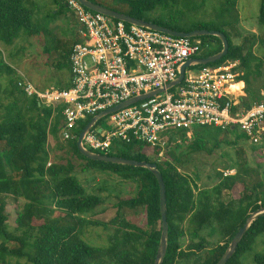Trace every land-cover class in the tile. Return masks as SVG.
<instances>
[{"label": "trees", "instance_id": "16d2710c", "mask_svg": "<svg viewBox=\"0 0 264 264\" xmlns=\"http://www.w3.org/2000/svg\"><path fill=\"white\" fill-rule=\"evenodd\" d=\"M87 1L103 7L98 0ZM117 1L123 8V13H118L171 31L189 33L208 30L224 34L228 40V53L208 66L238 61L237 70L242 71V76L237 78L240 83L234 86L241 91L244 86L241 82H244L246 93L240 108H247L261 100L264 86L262 91L252 88V81L262 76L264 64V57L260 59L253 52L255 37H252L248 47L234 45L228 31L232 29L233 21L238 19V0H217L214 19L187 26L182 24L204 5L203 1ZM52 2L59 11L66 9L64 0ZM36 8L37 3L33 0H0V45L12 46L21 33L37 39L41 33H46L34 21ZM257 23L260 29H264V0L261 1ZM195 39L202 43L203 51L199 58L211 57L222 50V43L216 37ZM57 66L61 68V64ZM14 73L0 59V75ZM15 82L16 78L8 82L4 99L8 102L4 103L0 98V264H20L12 263L11 258L25 259L28 264H154L161 235L159 187L155 177L143 168L95 162L83 157L77 150L76 142L81 130L92 118L86 119L80 129L74 131L75 139L67 140L65 146L56 147L57 150H65V156L52 160L47 145L49 138L57 139L62 130L61 109L40 106L36 99L26 97ZM178 135L186 137L187 132H173L168 144ZM230 135L234 139L228 141L226 138ZM192 138L188 147L192 152L211 153L222 145L234 147L240 141L249 143L248 137L237 127L225 131L201 127L193 131ZM251 147L256 149L253 145ZM260 147L263 149L262 163L257 168L262 173L249 169L247 164L240 166L235 163L237 173L223 177L222 172H217L218 182L211 190L203 191L197 186L198 175L192 179L182 173L179 170L180 160L170 151L164 152L163 161H159L156 159L160 149L133 141L123 144L121 151L109 155L156 164L162 175L168 224V246L162 264L219 262L250 214L264 207V179L254 184L247 182L252 176L264 178V143ZM50 159L53 162L48 164ZM77 166L82 173H110L137 185L136 196L118 199L116 215L109 223L92 220L91 217L102 207L103 200L87 194L76 176ZM236 187L242 190L241 196L224 203L222 193ZM8 197L16 205L13 231L8 225L11 220L6 202ZM124 209H143L145 226L140 227L126 220L122 213ZM92 227H103L107 231L112 228L105 246L95 247L85 241V232ZM205 230L210 237H219L212 248L203 236ZM262 236L264 216L251 224L226 264H244L242 258L254 250L257 239ZM184 238L188 239V243L182 247L181 240ZM10 243L15 246H9ZM252 261L264 264V252L254 254Z\"/></svg>", "mask_w": 264, "mask_h": 264}, {"label": "built area", "instance_id": "2783aa9c", "mask_svg": "<svg viewBox=\"0 0 264 264\" xmlns=\"http://www.w3.org/2000/svg\"><path fill=\"white\" fill-rule=\"evenodd\" d=\"M64 4L83 28L82 40L72 46L69 55V86L41 91L23 77L16 81L17 88L40 106L61 109L64 141L75 139L74 131L86 119L166 88L177 79L181 66L203 51L198 39L129 25L93 12L77 0H64ZM238 66V61H227L190 67L179 85L103 117L84 134L82 147L109 156L121 151L123 144L137 141L160 149L159 159L169 141L167 134L201 127L222 131L237 127L249 144L262 145L264 92L260 101L240 108L232 89L242 76ZM102 120L110 127L103 129ZM232 175L233 170L223 173V177Z\"/></svg>", "mask_w": 264, "mask_h": 264}, {"label": "rangeland", "instance_id": "374dc122", "mask_svg": "<svg viewBox=\"0 0 264 264\" xmlns=\"http://www.w3.org/2000/svg\"><path fill=\"white\" fill-rule=\"evenodd\" d=\"M37 3L36 13L34 21L38 23V27H42L46 30V33H41L40 37L33 38L25 36L21 33L20 37L14 41L12 46L0 45L3 53L0 55V59L8 63V66H12L13 70L16 69L26 80L35 85L38 89L44 90L48 88H66L70 80V69L68 68V53L72 46L82 40L81 33L83 28L77 21L73 13L64 8L63 11H59L53 4L52 0H33ZM204 2V5L196 13L190 14L191 17L185 20L182 26H187L196 22H209L215 17V9L218 7L217 0H197V3ZM262 0H238L237 6V22L232 23V29L228 30L231 33V40L234 45H243L248 47L252 37H255L254 44L252 46L255 55L263 59L264 57V29L258 27L257 18L259 15V9ZM106 9L114 10L115 12H122L123 8L118 4L117 0H98ZM57 11V13H55ZM52 13V14H50ZM61 64V68L57 65ZM11 67V68H12ZM15 74L1 77L0 81V98H6V88L10 79L16 78ZM242 72V71H240ZM261 77L252 81V88L254 90H263L264 86V64L261 69ZM18 78V77H17ZM245 90V84H244ZM237 93V92H236ZM246 95V93H245ZM4 100V103H7ZM103 129L110 127V124L103 120L100 123ZM211 128V127H209ZM200 128H194L198 130ZM212 129H214L212 127ZM193 131L188 132L186 137L181 135L175 136L171 143L165 146L164 152L170 151L180 160L179 170L182 173L189 175L192 179L198 175L197 186L200 191L211 190L212 187L218 182L216 173L222 174L226 170H233L234 174L237 173V168H234L235 163L240 166L247 164L251 170H258L257 165L262 163L263 149L258 145L252 150L251 144L244 141H240L236 146L222 145L220 148L212 151L211 153L192 152L189 150V145L193 140ZM209 131V130H208ZM173 133L167 134V137L171 138ZM228 141L234 139L232 135L226 138ZM66 141L62 139L61 132L58 134L57 139L49 138L47 149L50 153L52 160L55 157L65 156V150H57V146L64 145ZM209 148V146H208ZM101 155V154H100ZM110 155V154H109ZM113 155V154H112ZM164 155V154H163ZM160 159V160H159ZM156 160L163 161V156ZM50 159L48 164L53 161ZM151 160H155L151 158ZM81 169L77 166L75 173L82 184L85 187L87 194L94 195L102 198L103 205L95 216L91 219L100 223H109L115 215V204L118 199L124 197H135L137 192V185L129 182H125L122 178L110 174V173H97L93 171L80 172ZM262 173L261 170H258ZM263 176H252L247 179L249 184H254L256 181H263ZM242 190L238 187L231 191L223 192L221 200L227 203L233 199L241 196ZM8 205V212L10 213V229L12 231L15 227V202L11 197L6 199ZM22 203V202H21ZM126 220L139 225L145 226V212L143 209L137 211H131L124 209L122 211ZM90 218V217H89ZM112 231V228L109 229ZM103 227L88 228L85 232L84 239L95 247H103L107 243V236L110 233ZM207 230L203 232V236L208 241L210 247H214L219 241L218 235L209 236ZM188 243V239L181 240V246L185 247ZM14 244L9 246H13ZM15 246V245H14ZM264 252V236L260 237L256 241L254 250L247 253L243 258L244 264H254V254H261ZM12 263L28 264L25 259L11 258Z\"/></svg>", "mask_w": 264, "mask_h": 264}, {"label": "water", "instance_id": "95a60500", "mask_svg": "<svg viewBox=\"0 0 264 264\" xmlns=\"http://www.w3.org/2000/svg\"><path fill=\"white\" fill-rule=\"evenodd\" d=\"M82 6L85 8L96 12L100 13L104 16H107L111 19L117 20V21H122L126 24L129 25H136L138 27H142L145 29L157 31L166 35H170L173 37L177 38H199V37H204V36H210V37H216L221 43H222V50L207 58H195V59H190L186 61L180 68L179 74L177 79L168 84L166 88H160L157 89L153 92H149L146 94H143L138 97L131 98L127 100L126 102L108 110L102 113H99L97 116L93 117L90 122L84 127V129L80 132L76 146L77 150L79 153L85 157L86 159L90 161H95V162H102L106 164H113V165H122V166H129V167H134V168H143L148 170L156 179L158 187H159V199H160V214H161V235H160V240H159V245H158V250L156 254V258L154 261V264H162L164 257L166 255L167 251V246H168V224L166 221V190H165V184L163 182V178L159 170L157 169L156 164L153 163H147V162H137L133 160H127L123 159L120 157H112V156H105V155H100L97 153H92L88 150H85L82 145V138L85 133H87L92 127L96 125L98 121H100L103 117L107 116L110 113H113L115 111L121 110L123 108H126L132 104H135L136 102L151 98L159 93H162L165 91V89L169 90L177 85H179L185 76V72L187 69L190 67L194 66H205V65H210L213 64L217 61H220L223 57H225L228 53L229 45H228V40L225 37L224 34L218 31H208V30H198V31H192L189 33H184V32H177V31H171L168 29H165L163 27H160L158 25L152 24L145 22L143 20H138L131 18L127 15L120 14L118 12L106 9L104 7L94 5L87 0H77ZM128 1H141V0H128ZM264 216V207L259 208L255 212L251 213L250 216L247 218L244 226L238 231V233L235 235V237L232 239L231 243L229 244L228 248L226 249L225 253L219 260L217 264H226V262L232 257V255L235 253L238 244L240 243L241 239L243 238L244 234L248 230V228L251 226V224L256 221L259 217Z\"/></svg>", "mask_w": 264, "mask_h": 264}, {"label": "crops", "instance_id": "0c3cea01", "mask_svg": "<svg viewBox=\"0 0 264 264\" xmlns=\"http://www.w3.org/2000/svg\"><path fill=\"white\" fill-rule=\"evenodd\" d=\"M0 53H3L1 48H0ZM5 63L8 65L7 62H5ZM10 67H12V66H10ZM12 69H13V67H12ZM14 70L16 71V81H17V79H18L17 77H22V76H20L21 74L16 69H14ZM1 77H4V74L0 75V81H1ZM69 82H70V80H69ZM241 83H243V85H244V82H241ZM15 84H16V82H15ZM66 86H69V84ZM5 92H6V90H5ZM233 96H234L235 102H237L238 104H241L242 101L246 98L244 86H243L242 91L235 93V95H233Z\"/></svg>", "mask_w": 264, "mask_h": 264}, {"label": "bare ground", "instance_id": "6f19581e", "mask_svg": "<svg viewBox=\"0 0 264 264\" xmlns=\"http://www.w3.org/2000/svg\"><path fill=\"white\" fill-rule=\"evenodd\" d=\"M232 89L235 90L236 92H239L240 91V88L239 87H235V86H232Z\"/></svg>", "mask_w": 264, "mask_h": 264}]
</instances>
